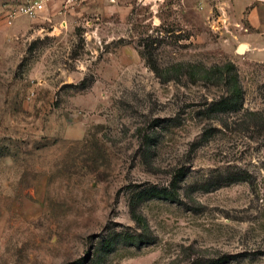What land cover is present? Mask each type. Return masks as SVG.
Returning <instances> with one entry per match:
<instances>
[{
	"label": "rangeland",
	"instance_id": "1",
	"mask_svg": "<svg viewBox=\"0 0 264 264\" xmlns=\"http://www.w3.org/2000/svg\"><path fill=\"white\" fill-rule=\"evenodd\" d=\"M22 1L0 0V264H264L254 6L84 0L8 25Z\"/></svg>",
	"mask_w": 264,
	"mask_h": 264
},
{
	"label": "built area",
	"instance_id": "2",
	"mask_svg": "<svg viewBox=\"0 0 264 264\" xmlns=\"http://www.w3.org/2000/svg\"><path fill=\"white\" fill-rule=\"evenodd\" d=\"M84 0H23L6 9V23L12 25L19 16L36 18L50 9L51 5L61 4L60 12H66L70 6L79 4Z\"/></svg>",
	"mask_w": 264,
	"mask_h": 264
},
{
	"label": "crops",
	"instance_id": "3",
	"mask_svg": "<svg viewBox=\"0 0 264 264\" xmlns=\"http://www.w3.org/2000/svg\"><path fill=\"white\" fill-rule=\"evenodd\" d=\"M230 2H228L230 9L236 16L244 17L246 8L248 6H254L249 16L250 23L256 28L264 29V0H232Z\"/></svg>",
	"mask_w": 264,
	"mask_h": 264
},
{
	"label": "trees",
	"instance_id": "4",
	"mask_svg": "<svg viewBox=\"0 0 264 264\" xmlns=\"http://www.w3.org/2000/svg\"><path fill=\"white\" fill-rule=\"evenodd\" d=\"M176 184L177 186V182H174V185ZM176 186H174V188H176ZM176 190H172L171 192H169L166 189H155V188H150L149 190L144 192V196H163V197H170L172 199L176 198ZM112 242L110 241V244ZM225 261H219L217 262V264H223Z\"/></svg>",
	"mask_w": 264,
	"mask_h": 264
},
{
	"label": "bare ground",
	"instance_id": "5",
	"mask_svg": "<svg viewBox=\"0 0 264 264\" xmlns=\"http://www.w3.org/2000/svg\"><path fill=\"white\" fill-rule=\"evenodd\" d=\"M241 48H242V50H245L247 48V45L243 44Z\"/></svg>",
	"mask_w": 264,
	"mask_h": 264
},
{
	"label": "water",
	"instance_id": "6",
	"mask_svg": "<svg viewBox=\"0 0 264 264\" xmlns=\"http://www.w3.org/2000/svg\"><path fill=\"white\" fill-rule=\"evenodd\" d=\"M242 45H243V44H241V45H240V47H239V51H241V52H243V51H244V50H242V48H241V47H242Z\"/></svg>",
	"mask_w": 264,
	"mask_h": 264
}]
</instances>
